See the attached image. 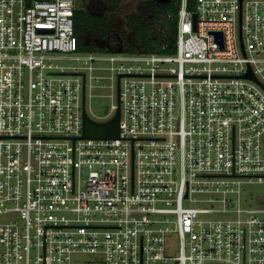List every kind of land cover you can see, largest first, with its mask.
Wrapping results in <instances>:
<instances>
[{
	"label": "built area",
	"instance_id": "obj_1",
	"mask_svg": "<svg viewBox=\"0 0 264 264\" xmlns=\"http://www.w3.org/2000/svg\"><path fill=\"white\" fill-rule=\"evenodd\" d=\"M189 5L159 54L124 22L80 51L79 0H0V264H264V0Z\"/></svg>",
	"mask_w": 264,
	"mask_h": 264
},
{
	"label": "trees",
	"instance_id": "obj_2",
	"mask_svg": "<svg viewBox=\"0 0 264 264\" xmlns=\"http://www.w3.org/2000/svg\"><path fill=\"white\" fill-rule=\"evenodd\" d=\"M110 6L108 14L96 16L88 12L86 7H78L75 11V33L79 41L80 51H94L90 45L84 44L88 36L107 39L113 29L110 22L112 13H118L126 0H105ZM195 0H189V9H193ZM180 0H171L161 4L156 0H143L139 7L126 14L124 24L133 33L134 41L148 53L173 54L177 50V25Z\"/></svg>",
	"mask_w": 264,
	"mask_h": 264
},
{
	"label": "rangeland",
	"instance_id": "obj_3",
	"mask_svg": "<svg viewBox=\"0 0 264 264\" xmlns=\"http://www.w3.org/2000/svg\"><path fill=\"white\" fill-rule=\"evenodd\" d=\"M143 2V0H126L121 5L120 11L116 14L111 15L110 22L115 27V24L122 25V22H125L124 18L126 14L135 11L139 4ZM85 2H80L79 7H84ZM91 11L95 10L94 5L91 4ZM113 27V28H114ZM126 30V29H125ZM109 100L103 99H94L91 103V109L94 111L96 115H104L107 110ZM89 108V103H88ZM243 200L249 206L264 209V184H246L242 188ZM177 247L176 243L173 248Z\"/></svg>",
	"mask_w": 264,
	"mask_h": 264
},
{
	"label": "water",
	"instance_id": "obj_4",
	"mask_svg": "<svg viewBox=\"0 0 264 264\" xmlns=\"http://www.w3.org/2000/svg\"><path fill=\"white\" fill-rule=\"evenodd\" d=\"M158 3L167 4L171 0H156ZM197 15H194V29L196 30ZM120 97V94L118 95ZM83 138L90 139H118L120 137V104L113 118L107 122H97L89 117L84 109Z\"/></svg>",
	"mask_w": 264,
	"mask_h": 264
},
{
	"label": "flooded vegetation",
	"instance_id": "obj_5",
	"mask_svg": "<svg viewBox=\"0 0 264 264\" xmlns=\"http://www.w3.org/2000/svg\"><path fill=\"white\" fill-rule=\"evenodd\" d=\"M85 2V7L86 9L90 10L91 9V4L94 5L95 10L92 11L91 14L96 15V16H105L106 14L110 13V6L107 4L105 0H79L80 2ZM87 10V11H88ZM89 12V11H88ZM116 14V13H112ZM117 28V25H115Z\"/></svg>",
	"mask_w": 264,
	"mask_h": 264
}]
</instances>
